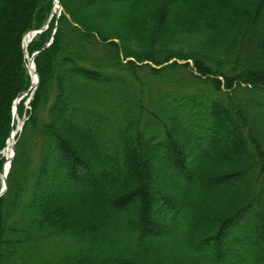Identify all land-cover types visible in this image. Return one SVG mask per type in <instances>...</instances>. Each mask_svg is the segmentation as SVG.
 I'll return each mask as SVG.
<instances>
[{
  "label": "trees",
  "instance_id": "trees-1",
  "mask_svg": "<svg viewBox=\"0 0 264 264\" xmlns=\"http://www.w3.org/2000/svg\"><path fill=\"white\" fill-rule=\"evenodd\" d=\"M58 3L27 47L0 264H264V0ZM51 10L0 0V153Z\"/></svg>",
  "mask_w": 264,
  "mask_h": 264
},
{
  "label": "bare ground",
  "instance_id": "bare-ground-1",
  "mask_svg": "<svg viewBox=\"0 0 264 264\" xmlns=\"http://www.w3.org/2000/svg\"><path fill=\"white\" fill-rule=\"evenodd\" d=\"M56 11H57V9H56V7L54 5V11H52V12H56ZM30 38H31V33L26 34V36L23 39V45L24 46L28 45V42H29ZM29 71H30V74H31V78L33 80L32 81V86H34L35 85V77H34L33 69L30 68ZM20 125H21V122L17 118H15L14 119V131H13V135L19 130ZM13 143H14V138L13 137L9 138V140L6 142V145H5V147L3 149V152H2L3 158L5 160V163L3 165L4 172L7 169V163H8V160L10 159L11 147H12ZM0 176H1V174H0Z\"/></svg>",
  "mask_w": 264,
  "mask_h": 264
},
{
  "label": "water",
  "instance_id": "water-1",
  "mask_svg": "<svg viewBox=\"0 0 264 264\" xmlns=\"http://www.w3.org/2000/svg\"><path fill=\"white\" fill-rule=\"evenodd\" d=\"M37 33H40V32H35V33L32 34V36H34V35L37 34ZM31 38H32V37H31ZM49 45H50V43L46 46V48H47ZM46 48H45V49H46ZM35 56H36V53L33 54V56L31 57V59H30V63H33V60H34ZM37 81H38V77H36V85H37ZM35 87H36V86H35ZM20 99H21V96H20L19 98H17V99L14 101V107H13V118H14L15 115H16V109H17V105H18V102H19ZM12 133H13V132H11L10 136H12ZM14 149H15V148H14V143H13V145H12V147H11V155H10V159L8 160V162H9V163H8V168H9V166H10V162H11L13 156H14V153H15ZM5 190H6V173H3V174H2V177H1L0 197L4 194Z\"/></svg>",
  "mask_w": 264,
  "mask_h": 264
},
{
  "label": "rangeland",
  "instance_id": "rangeland-1",
  "mask_svg": "<svg viewBox=\"0 0 264 264\" xmlns=\"http://www.w3.org/2000/svg\"><path fill=\"white\" fill-rule=\"evenodd\" d=\"M26 56H27V59L30 57V55L28 54V52H27V54H26ZM30 98V95L29 96H26V98H25V101H23V106H24V108H26V109H28V104H27V100ZM17 119L20 121V119L17 117ZM21 122V121H20ZM3 155V154H2ZM3 159V158H2ZM57 182H62V180L59 178L58 179V181ZM56 185V183L54 184V180H49L48 182H47V184H46V192L47 193H52V194H54V193H59L60 195L63 193V192H61L60 190H58V187H56L55 186Z\"/></svg>",
  "mask_w": 264,
  "mask_h": 264
}]
</instances>
